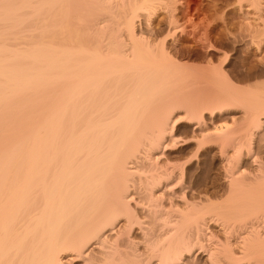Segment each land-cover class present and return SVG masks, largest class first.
<instances>
[{"label":"bare ground","instance_id":"bare-ground-1","mask_svg":"<svg viewBox=\"0 0 264 264\" xmlns=\"http://www.w3.org/2000/svg\"><path fill=\"white\" fill-rule=\"evenodd\" d=\"M174 1L0 0V264H264V69Z\"/></svg>","mask_w":264,"mask_h":264},{"label":"rangeland","instance_id":"rangeland-1","mask_svg":"<svg viewBox=\"0 0 264 264\" xmlns=\"http://www.w3.org/2000/svg\"><path fill=\"white\" fill-rule=\"evenodd\" d=\"M260 1L264 6V0ZM245 4L243 3V6L240 7L238 0H176L159 10L155 9L150 20L152 27L156 29L154 30L161 33L162 36L166 35L164 29L171 14L179 24L184 25L191 22L199 24L203 27V31L207 32L206 36L213 44H223L230 51L231 42L235 41L233 43L235 49H231L232 51L229 52V60L234 57L237 64L243 63L245 70L259 71L264 69V38L259 37L256 40L249 34L251 29L254 30L259 26L261 28L264 25V14L260 18H253L251 10H246L247 5ZM188 33L186 35L177 34L175 38H178L183 46L191 49L194 48L192 45L193 36L190 32Z\"/></svg>","mask_w":264,"mask_h":264}]
</instances>
